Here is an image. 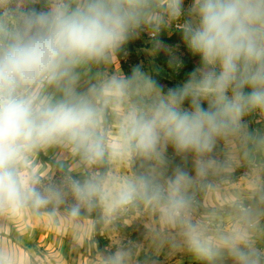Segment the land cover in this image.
<instances>
[{"label": "clouds", "instance_id": "clouds-1", "mask_svg": "<svg viewBox=\"0 0 264 264\" xmlns=\"http://www.w3.org/2000/svg\"><path fill=\"white\" fill-rule=\"evenodd\" d=\"M164 3V14L157 15L151 12V0H49L46 7H30L13 25H0V208H38L59 195L38 190L21 173L26 154L41 146L69 143L89 162L102 159L108 149L113 155L133 149L159 159L166 144L177 153L203 157L217 137L241 126L248 111L264 109V0H194L187 13L184 0ZM174 22L199 64L187 82L169 89L147 112L130 110L119 140L106 144L95 90H75L77 69L109 59L142 25L159 31ZM135 75L142 73L136 69ZM127 84L113 79L102 90L116 97ZM49 87L59 96L50 98L45 93ZM186 101L190 107H183ZM210 163L199 159L197 174ZM70 183L81 202L104 195L95 177L83 182L71 178ZM193 183L189 171L177 165L164 184L149 175L129 182L116 202L142 197L171 222L189 203L186 192ZM190 242L195 251L212 254L196 235ZM222 243L238 264H253L244 233ZM8 256L0 251V264H11Z\"/></svg>", "mask_w": 264, "mask_h": 264}, {"label": "rangeland", "instance_id": "rangeland-1", "mask_svg": "<svg viewBox=\"0 0 264 264\" xmlns=\"http://www.w3.org/2000/svg\"><path fill=\"white\" fill-rule=\"evenodd\" d=\"M48 2L0 0V25L11 26L30 7H46ZM193 3L184 0L185 13ZM164 8V0H151L152 13L163 15ZM157 51L181 66L191 64L194 70L200 62L185 45L179 22H174L159 31L142 25L109 59L77 69L75 90H95L99 131L106 144L119 140L130 110L147 112L166 95L163 89L168 92L187 82L166 69ZM136 69L142 75H135ZM113 79L128 81L120 96L102 90ZM45 93L50 98L59 96L51 87ZM240 125L217 137L211 152L203 157L177 153L171 144L162 147L159 159L133 149L113 155L108 149L103 180L98 161L83 160L69 143L56 142L28 152L20 170L32 185L40 177L53 178L57 169L89 174L101 182V211L89 218L68 210L38 213L28 206L0 208V251L9 254L11 264H238L222 240L242 232L249 240L253 264H264V109L248 111ZM199 159L211 162L202 174H197ZM177 165L189 171L194 183L186 192L189 203L175 221H165L154 202L139 196L116 202V194L129 182L149 175L164 184ZM193 234L212 249L211 255L194 250Z\"/></svg>", "mask_w": 264, "mask_h": 264}, {"label": "trees", "instance_id": "trees-1", "mask_svg": "<svg viewBox=\"0 0 264 264\" xmlns=\"http://www.w3.org/2000/svg\"><path fill=\"white\" fill-rule=\"evenodd\" d=\"M175 38L179 37V34L174 35ZM160 62L166 67V69L176 78L188 81L190 74L194 71L191 64L187 63V67L181 66L176 62H173L170 58L162 55L161 52L157 51ZM158 78V77H157ZM156 88L161 89L160 84L155 81L153 83ZM163 93L167 94V91L163 89ZM183 106H190L186 101ZM207 107L206 105H204ZM97 169L100 172V180H103L107 174V166H102L106 163L105 159L97 160ZM71 178H76L81 182L91 178L89 174L83 176L82 174H77L72 172L70 169H57L55 175L51 179L39 178L34 187L42 192H59L58 196H53L46 205L41 207H31L28 206L33 212H54L56 210H68L73 212V208L78 209L75 213L83 215L89 218H95L99 216L101 208L99 206V197L93 198L90 202H81L75 198L72 192ZM100 186L101 182L99 181Z\"/></svg>", "mask_w": 264, "mask_h": 264}]
</instances>
